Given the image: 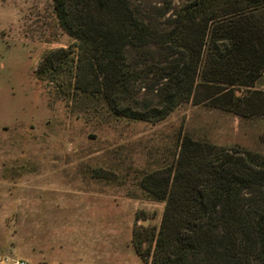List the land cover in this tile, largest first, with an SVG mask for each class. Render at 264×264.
I'll use <instances>...</instances> for the list:
<instances>
[{
	"label": "trees",
	"instance_id": "16d2710c",
	"mask_svg": "<svg viewBox=\"0 0 264 264\" xmlns=\"http://www.w3.org/2000/svg\"><path fill=\"white\" fill-rule=\"evenodd\" d=\"M76 50L46 51L35 75L108 114L156 123L207 103L264 114V91L234 95L264 72V0H53ZM175 159L140 185L163 201L159 228L133 236L145 264H264V154L180 139Z\"/></svg>",
	"mask_w": 264,
	"mask_h": 264
},
{
	"label": "rangeland",
	"instance_id": "374dc122",
	"mask_svg": "<svg viewBox=\"0 0 264 264\" xmlns=\"http://www.w3.org/2000/svg\"><path fill=\"white\" fill-rule=\"evenodd\" d=\"M53 0H0V264H145L133 236L159 228L164 202L140 185L180 139L264 154V114L189 101L151 123L36 77L43 54L76 50ZM264 91V72L235 96Z\"/></svg>",
	"mask_w": 264,
	"mask_h": 264
},
{
	"label": "built area",
	"instance_id": "2783aa9c",
	"mask_svg": "<svg viewBox=\"0 0 264 264\" xmlns=\"http://www.w3.org/2000/svg\"><path fill=\"white\" fill-rule=\"evenodd\" d=\"M17 264H22V262L20 263V262H17Z\"/></svg>",
	"mask_w": 264,
	"mask_h": 264
}]
</instances>
